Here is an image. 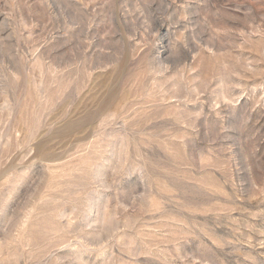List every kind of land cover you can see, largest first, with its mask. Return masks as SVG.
Instances as JSON below:
<instances>
[{
  "label": "rangeland",
  "instance_id": "374dc122",
  "mask_svg": "<svg viewBox=\"0 0 264 264\" xmlns=\"http://www.w3.org/2000/svg\"><path fill=\"white\" fill-rule=\"evenodd\" d=\"M0 264H264V0H0Z\"/></svg>",
  "mask_w": 264,
  "mask_h": 264
}]
</instances>
